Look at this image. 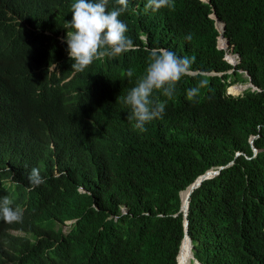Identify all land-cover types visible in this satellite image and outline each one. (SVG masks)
<instances>
[{
  "label": "trees",
  "instance_id": "16d2710c",
  "mask_svg": "<svg viewBox=\"0 0 264 264\" xmlns=\"http://www.w3.org/2000/svg\"><path fill=\"white\" fill-rule=\"evenodd\" d=\"M173 5L164 8L160 28L168 32V45L177 56L195 57L192 71L232 69L217 47L220 33L212 14L226 23L225 37L242 63L222 77H182L171 99L154 93L153 99L167 101L165 113L144 131L134 130L135 121H126L129 108L123 99L149 60L130 58L96 74L95 118L106 141L104 154L87 162L86 183L102 201L49 179L36 197L31 194L19 225L32 226L35 238L44 237L40 243L62 240L63 264H177L184 218L173 214L181 207L180 191L207 170L232 161L192 195L188 218L194 253L203 264H264V0H173ZM229 59L235 60L231 55ZM240 69L260 90L228 95L232 83L247 81ZM201 80L207 86L189 101L187 90ZM75 88L88 89L81 81ZM80 106H90L85 95ZM252 135L257 136V155ZM17 197L25 203L24 191ZM122 205L129 214L117 223L107 220L106 210L120 214ZM67 219L78 221L66 235L62 225ZM190 258L186 240L178 262L190 264Z\"/></svg>",
  "mask_w": 264,
  "mask_h": 264
},
{
  "label": "clouds",
  "instance_id": "9594fccd",
  "mask_svg": "<svg viewBox=\"0 0 264 264\" xmlns=\"http://www.w3.org/2000/svg\"><path fill=\"white\" fill-rule=\"evenodd\" d=\"M173 6V0H0V264H63L59 248L62 240L51 245L40 243L44 237L35 238L32 226L19 227L31 194L36 197L49 179L60 180L78 194L102 201L86 183L87 162L104 154L106 141L95 118L92 81L98 72L108 65L121 66L130 58L149 60L145 73L123 99L129 108L126 121H135L134 130L144 131L148 122L165 113L167 101L153 99L154 93L161 92L171 99L182 77H222L232 74L233 67L242 63L240 54L225 37L226 23L212 14L216 23L219 20L223 25L220 28L216 24L220 33L217 47L225 52L224 59L232 69L225 73L192 71L195 57L177 56L174 46L168 45V32L160 28L164 8ZM186 38L190 41L191 34ZM239 72L247 81L232 83L228 95L237 97L248 89L260 90L247 71ZM132 75L129 69L127 76ZM79 81L88 87L87 91L75 88ZM207 84V80H201L188 89L187 99L193 101ZM233 86L242 88L240 93H232ZM84 95L89 108L80 106ZM256 139L255 135L250 137L255 155L259 151ZM233 163L213 167L195 181L207 172L217 171L206 180L213 179ZM194 182L180 191L181 207L173 214L184 218L177 264L186 240L191 246V264H203L195 256L189 225L186 238L191 198L203 184L189 197ZM21 190L26 194L25 203L17 197ZM184 192L188 198L185 209ZM106 212L107 220L117 223L130 211L122 205L120 214ZM77 221L65 220L63 233L69 234Z\"/></svg>",
  "mask_w": 264,
  "mask_h": 264
},
{
  "label": "water",
  "instance_id": "95a60500",
  "mask_svg": "<svg viewBox=\"0 0 264 264\" xmlns=\"http://www.w3.org/2000/svg\"><path fill=\"white\" fill-rule=\"evenodd\" d=\"M209 1H210V0H208V2H209ZM219 22H220V21L218 20V22H217L216 24H217V26L221 27V24H220ZM251 85H252V83L250 84V86H251ZM217 173H218L217 171H216V172H207L205 175H203V176H201L200 178H198V179L194 182V184L190 187V191H189V193H188V196L190 197L191 194H192V192H193L197 187H199V186L202 184V182H203L204 180H206V179H208V178H210V177L216 175ZM187 213H188V211H187ZM187 213H184V216H186ZM186 217H187V216H186ZM188 225H189V220L186 219V225H185V227H186V238L189 239Z\"/></svg>",
  "mask_w": 264,
  "mask_h": 264
},
{
  "label": "bare ground",
  "instance_id": "6f19581e",
  "mask_svg": "<svg viewBox=\"0 0 264 264\" xmlns=\"http://www.w3.org/2000/svg\"><path fill=\"white\" fill-rule=\"evenodd\" d=\"M222 27H223V25H221L220 28H222ZM220 41H222V38L220 39ZM233 87H234V86H233ZM233 87H231L230 90H231L232 93H234V94H238V93H240V91L242 90V88H240L239 86H235L234 91H233V90H232ZM182 194H183V193H182ZM182 204H183V208L185 209V208H186V205L188 204L187 192H184V198H183ZM178 264H179V262H178ZM190 264H191V262H190Z\"/></svg>",
  "mask_w": 264,
  "mask_h": 264
},
{
  "label": "rangeland",
  "instance_id": "374dc122",
  "mask_svg": "<svg viewBox=\"0 0 264 264\" xmlns=\"http://www.w3.org/2000/svg\"><path fill=\"white\" fill-rule=\"evenodd\" d=\"M220 44H221V41H219V47H220ZM234 88H235V86L232 88L233 91H234ZM67 230H68V228L65 231H67Z\"/></svg>",
  "mask_w": 264,
  "mask_h": 264
}]
</instances>
